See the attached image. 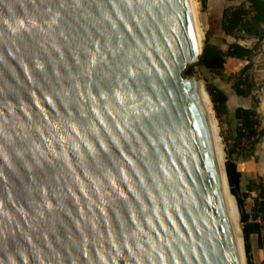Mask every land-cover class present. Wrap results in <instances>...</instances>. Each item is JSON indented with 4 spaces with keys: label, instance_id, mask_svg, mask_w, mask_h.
I'll list each match as a JSON object with an SVG mask.
<instances>
[{
    "label": "water",
    "instance_id": "obj_1",
    "mask_svg": "<svg viewBox=\"0 0 264 264\" xmlns=\"http://www.w3.org/2000/svg\"><path fill=\"white\" fill-rule=\"evenodd\" d=\"M208 39L188 0H0V264H239Z\"/></svg>",
    "mask_w": 264,
    "mask_h": 264
},
{
    "label": "trees",
    "instance_id": "obj_2",
    "mask_svg": "<svg viewBox=\"0 0 264 264\" xmlns=\"http://www.w3.org/2000/svg\"><path fill=\"white\" fill-rule=\"evenodd\" d=\"M240 1L236 6L223 10L221 29L224 35L239 40H255L252 48L241 46L238 43L229 44L225 52L220 47L208 41L205 44L203 54L199 62L191 65L185 71L187 76H193L194 67L199 66L207 70L212 76L225 79V65L227 59H236L248 62L239 74L231 76L233 89L238 97L250 98L253 107L250 109L238 108L233 113L237 123L235 137L232 140L230 150H226L227 160L225 170L229 182L231 194L235 197L243 226L244 243L248 264H254L251 258V236H257L258 248L264 252V185L263 181H250L245 190L241 187L242 173L239 171L238 162L252 156L254 146L264 137L262 121L257 113L259 104L255 96L259 85L252 74L253 58L264 51V0H229ZM203 6L206 7L205 1ZM206 91L213 104L217 118L229 114V101L227 96L216 86L206 83ZM247 147V148H246ZM246 149L248 151L246 152ZM257 192L256 197L251 194ZM253 199L252 213H248L247 201ZM264 264V262L262 263Z\"/></svg>",
    "mask_w": 264,
    "mask_h": 264
},
{
    "label": "crops",
    "instance_id": "obj_3",
    "mask_svg": "<svg viewBox=\"0 0 264 264\" xmlns=\"http://www.w3.org/2000/svg\"><path fill=\"white\" fill-rule=\"evenodd\" d=\"M222 20V16H221ZM220 20V21H221ZM222 32V30H221ZM222 36H226L222 33ZM225 39V45L238 43L241 46L252 48L256 41L255 40H239L237 41L233 37L226 36ZM222 49V47H220ZM223 51L228 50L227 48H223ZM254 66L252 69V74L255 82L257 85H261V91H256L254 94L256 98L259 101L258 107H257V113L262 121V127L264 129V51L259 56L253 58L252 60ZM248 65V62L236 60V59H227L226 65H225V72L224 77L225 79H220L218 77L212 76L207 70V72L211 76V82L210 84L216 86L220 91H222L228 98L229 101V107L228 112L229 114L228 119L231 120V124L233 125L234 131L236 130L237 123L234 121L233 113L238 108H244V109H250L252 108L253 101L250 98H243L238 97L233 89V80H229L231 76L239 74V72ZM205 71V72H206ZM239 171L242 173V182L241 187L243 190L246 189L248 183L250 181H263L264 185V137H262L258 143L254 146V151L252 156L246 160H240L238 162ZM252 197H256V192L251 194ZM247 204V203H246ZM260 250V249H259ZM262 254L264 255V252L260 250Z\"/></svg>",
    "mask_w": 264,
    "mask_h": 264
},
{
    "label": "rangeland",
    "instance_id": "obj_4",
    "mask_svg": "<svg viewBox=\"0 0 264 264\" xmlns=\"http://www.w3.org/2000/svg\"><path fill=\"white\" fill-rule=\"evenodd\" d=\"M194 1L197 5L196 11L198 14L197 19L199 26L203 31V33L205 35L206 34L208 35L209 37L208 41H210V43H212L213 45L222 47V49L227 48V45H225V41L227 42V40L225 39L226 36H222L223 32H221L222 30L221 21H220L221 16L225 8L239 5L241 2L240 1L232 2L229 0H194ZM203 1H205L206 7L203 6L202 4ZM205 71L206 70L203 67L195 66L193 70L194 72L193 76H187L184 73V78L186 79L195 78L196 80L201 81L204 84L205 87L204 89H206V83L211 82V76L207 71L206 72ZM258 90L261 91V85H259ZM214 114L219 129V136L224 145V155L226 161L227 160L226 150L231 149L230 146L232 145V140L235 137V131L233 125L230 122L231 120L228 119V116H222L221 119H218L216 112H214ZM247 151L248 149H246V152ZM253 206L254 203H253V199L251 198L247 201L246 210L248 213L250 214L252 213ZM251 258L254 264H262L264 262V255L258 248L257 236L255 235L251 236Z\"/></svg>",
    "mask_w": 264,
    "mask_h": 264
},
{
    "label": "bare ground",
    "instance_id": "obj_5",
    "mask_svg": "<svg viewBox=\"0 0 264 264\" xmlns=\"http://www.w3.org/2000/svg\"><path fill=\"white\" fill-rule=\"evenodd\" d=\"M188 2L192 14V20L194 24V30L198 42V47L201 50L203 46V42L205 40V34L201 30L198 23V19H197L198 14L196 11L197 5L195 1L188 0ZM198 94L200 96L201 103L204 107V112L206 113L207 116L209 133L213 145L214 157H215L216 165L218 166L217 169H218V177H219L218 182H219L220 194L224 202L225 213L231 234L233 236L236 253L239 259V264H247L245 243L242 234V226L240 225V216L238 212V207L235 198L232 196L230 192V187L228 185V179L226 176L224 145L219 136V129L215 118L214 109L212 107V103L210 101L208 94L206 93V90L204 89L203 83H200Z\"/></svg>",
    "mask_w": 264,
    "mask_h": 264
}]
</instances>
